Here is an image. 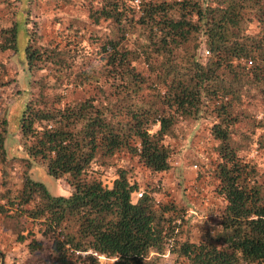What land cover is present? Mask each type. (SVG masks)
<instances>
[{
	"label": "trees",
	"instance_id": "1",
	"mask_svg": "<svg viewBox=\"0 0 264 264\" xmlns=\"http://www.w3.org/2000/svg\"><path fill=\"white\" fill-rule=\"evenodd\" d=\"M129 2L101 0L88 14L93 23L110 25L96 44L103 67L75 73L80 85L111 79L108 92L98 86L101 99L65 102L40 90L27 97L18 121L25 157L6 155L8 106L0 109V162L38 164L70 188L66 196L54 195L25 169L16 194H3L19 212L5 216L2 204L0 214L17 222L24 213L43 226L49 264H99L91 254L80 256L88 250L115 257L114 264H157L165 252L175 263L264 264V170L242 158L249 136L239 127L253 123L246 131L264 150V117L255 119L246 107L251 101L264 106V0H141L135 7ZM25 15L1 30V47L17 55L25 72L44 63L61 77L73 62L57 44H35ZM17 26L24 37L21 52ZM134 30L142 35L136 50L124 43ZM136 59L150 67L148 74L134 68ZM206 112L213 118V175L223 205L198 241L181 236L183 208L155 202L157 189L140 188L128 169L116 166L109 187L91 174L93 166H110L118 152L136 157L150 173L168 170L164 138L173 135L178 121ZM134 192L139 196L132 201ZM40 248L41 240L26 243L29 252Z\"/></svg>",
	"mask_w": 264,
	"mask_h": 264
},
{
	"label": "rangeland",
	"instance_id": "2",
	"mask_svg": "<svg viewBox=\"0 0 264 264\" xmlns=\"http://www.w3.org/2000/svg\"><path fill=\"white\" fill-rule=\"evenodd\" d=\"M141 0H138L140 2ZM101 0H0V32L11 26L19 17L25 15L30 37L35 44L52 47L55 44L67 53L71 65L68 71L58 77L49 68V64H40L39 69L25 72L17 60V55L11 49H3L0 42V109L7 108L5 117L6 139L4 149L8 157H25L19 146V127L21 111L27 97L34 96L38 90L49 94L50 91L61 95L62 101L72 102L87 96L101 97L98 86H103L108 92V83L102 79L80 85L79 72L89 68L95 72L103 67V61L97 53V45L108 33V21L100 20L93 23L89 17L90 10L99 7ZM136 6L134 0H130ZM16 47L23 51L24 37L17 26ZM20 31V32H19ZM27 37V34H26ZM124 41L128 49H135L142 40L139 30H134ZM199 54H203L200 49ZM137 71L148 74L150 67L141 59L131 62ZM84 74L81 73V77ZM24 77L26 79H24ZM24 79L22 92L19 86ZM75 80V82H72ZM28 92V94H27ZM247 109L255 119L264 117V106L251 101L246 104ZM212 116L207 112L195 120H180L176 123L171 137H165L164 142L170 148L169 169L161 173H150L134 156L125 152H118L112 157L110 166H93L97 177L104 186L109 187L115 177V167L121 166L129 170V179L135 180L140 188L146 190L154 187L155 202H172L183 208L182 238L198 241L201 233L210 226H214L220 213L223 201L216 195L217 180L213 175L216 162V145L209 133ZM253 123L239 124L249 139L242 144V158L257 171L264 170V150L258 149L254 143L255 135L246 128ZM258 129L255 130V133ZM38 164L20 160L5 159L0 162V205L3 204L5 216L19 212L18 206L6 202V197L15 195L20 187V180L25 169L32 180L44 183L48 191L54 195L66 196L70 188L62 178L54 179L47 175L45 169H39ZM138 192L131 195L134 201ZM0 214V264H49L47 256L50 240L43 236V226L31 221L24 213L18 216V221ZM21 237V241L19 240ZM34 238L41 240V248L33 252L26 249V243ZM157 264H185L171 261V256L165 252Z\"/></svg>",
	"mask_w": 264,
	"mask_h": 264
},
{
	"label": "built area",
	"instance_id": "3",
	"mask_svg": "<svg viewBox=\"0 0 264 264\" xmlns=\"http://www.w3.org/2000/svg\"><path fill=\"white\" fill-rule=\"evenodd\" d=\"M134 2L136 5L139 3L138 0H134ZM76 253H78V252H76ZM79 254H80V256H85V255L91 254L93 257L96 258V260L99 264H114L115 259H116L115 257H107L103 254H99V253L91 251V250H88L85 252H79Z\"/></svg>",
	"mask_w": 264,
	"mask_h": 264
}]
</instances>
